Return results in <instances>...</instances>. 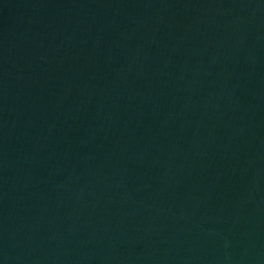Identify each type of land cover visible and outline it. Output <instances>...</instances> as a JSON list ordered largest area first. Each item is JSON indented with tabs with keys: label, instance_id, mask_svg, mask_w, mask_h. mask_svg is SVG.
Segmentation results:
<instances>
[{
	"label": "water",
	"instance_id": "1",
	"mask_svg": "<svg viewBox=\"0 0 264 264\" xmlns=\"http://www.w3.org/2000/svg\"><path fill=\"white\" fill-rule=\"evenodd\" d=\"M0 264H264V0H0Z\"/></svg>",
	"mask_w": 264,
	"mask_h": 264
}]
</instances>
